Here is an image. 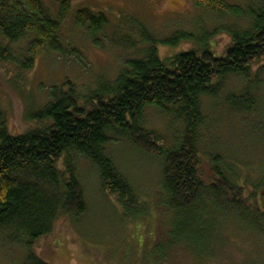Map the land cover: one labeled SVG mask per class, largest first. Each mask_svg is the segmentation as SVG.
<instances>
[{"label":"rangeland","instance_id":"374dc122","mask_svg":"<svg viewBox=\"0 0 264 264\" xmlns=\"http://www.w3.org/2000/svg\"><path fill=\"white\" fill-rule=\"evenodd\" d=\"M42 1L56 17L58 0ZM226 1L242 15L237 18L198 9L192 0H72L59 33L64 52L44 49L31 69H24L23 62L33 35L11 42L0 33V48L8 49L12 57L0 58V110L9 132L22 135L32 128L37 123L34 116L54 99L53 90L57 88V96L61 95L65 86L70 87L67 82L76 90L79 107H88L93 94L101 85L112 83L128 61L145 57L151 39L162 60L188 51L201 53L204 46L223 57L232 43L227 30L249 29L251 11L264 8V0ZM82 9L108 19L98 35L99 45L86 28L76 24V14ZM182 33L189 35L187 40L166 43ZM253 70L260 72L250 80L255 106L248 111L243 105L231 104L250 82L240 76L224 79L211 97L202 98L204 122L197 140L206 161L211 155L219 156L234 178L246 183L248 194L257 193L259 202L252 204L264 216V61ZM140 126L155 132L166 149L182 141L185 129L175 108L169 112L148 108ZM108 136L106 152L137 193L138 204L126 217L125 210L103 191L93 163L71 153L68 160L62 159L60 168H72L84 191L87 211L78 218L60 219L51 237L36 242L33 251L41 260L48 264H264V220L256 226L249 221L252 213H232V221H226L224 213L216 210L214 226L224 230L221 235L214 232L207 243L210 255L202 259V207L196 216L169 211L162 190L163 158L143 153L126 135L110 132ZM228 225L232 227L229 232L225 231ZM170 232L192 239L186 241L189 249H168L167 238H173ZM159 250L168 256L160 263L156 259ZM25 261L21 248L0 238V264Z\"/></svg>","mask_w":264,"mask_h":264},{"label":"trees","instance_id":"16d2710c","mask_svg":"<svg viewBox=\"0 0 264 264\" xmlns=\"http://www.w3.org/2000/svg\"><path fill=\"white\" fill-rule=\"evenodd\" d=\"M192 1L198 9L237 18L242 15L226 0ZM58 2L59 12L53 17L42 0H0L1 35L11 42L34 37L27 48L24 69H31L36 56L46 48L64 52L59 33L72 0ZM250 16L249 29L227 30L232 43L223 57L204 46L201 53L188 51L162 60L155 43L147 36L151 46L145 57L128 61L127 68L112 83L101 85L93 94L88 107H79L76 90L67 82L70 87L65 86L59 96L55 88L54 99L34 116L37 123L22 135L9 132L5 114L0 110V238L21 248L25 264H48L33 251L36 242L51 237L60 219L78 218L87 211L84 191L72 168H60L64 164L62 159L71 153L93 163L103 191L125 210L126 217L131 216L129 210L135 208L139 198L106 152L110 132L126 135L143 153L163 158L162 190L169 211L196 216L197 209L202 207V259L210 255L207 243L214 238V232L221 235L224 230L220 225L214 226L218 221H214L213 210L224 213L222 218L226 221H232V213H252L249 221L260 226L264 216L252 204L259 202L257 193L248 194L246 183L237 181L219 156L211 155L206 161L197 140L198 128L204 122L203 96L211 97L217 85L230 76L250 82L260 73L253 68L264 61V8L251 11ZM76 24L86 28L94 44L99 45L98 35L108 19L104 14L82 9L76 14ZM188 37L182 33L166 43L176 45ZM0 58L12 57L8 49L0 48ZM252 90L250 82L231 104L250 111L255 106ZM148 108L164 112L176 109L185 124L178 145L166 149L155 132L140 126ZM231 228L228 225L225 231ZM171 233L168 249H189L186 241L192 239L182 237L184 233ZM157 253L158 263L168 259L163 251Z\"/></svg>","mask_w":264,"mask_h":264}]
</instances>
